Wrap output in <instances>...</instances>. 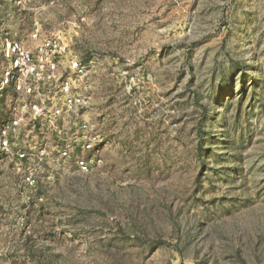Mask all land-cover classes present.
Returning a JSON list of instances; mask_svg holds the SVG:
<instances>
[{
	"label": "rangeland",
	"instance_id": "1",
	"mask_svg": "<svg viewBox=\"0 0 264 264\" xmlns=\"http://www.w3.org/2000/svg\"><path fill=\"white\" fill-rule=\"evenodd\" d=\"M37 28L105 144L37 186L0 155V264H264V0H0V46Z\"/></svg>",
	"mask_w": 264,
	"mask_h": 264
},
{
	"label": "built area",
	"instance_id": "2",
	"mask_svg": "<svg viewBox=\"0 0 264 264\" xmlns=\"http://www.w3.org/2000/svg\"><path fill=\"white\" fill-rule=\"evenodd\" d=\"M55 33L33 30L0 46V98L7 117L0 126V155L25 166L31 185L53 180L72 168L89 174L105 141L91 120V103L82 88L88 70L69 56Z\"/></svg>",
	"mask_w": 264,
	"mask_h": 264
}]
</instances>
